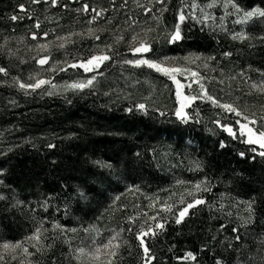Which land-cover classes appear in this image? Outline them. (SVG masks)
Listing matches in <instances>:
<instances>
[{
	"label": "trees",
	"instance_id": "1",
	"mask_svg": "<svg viewBox=\"0 0 264 264\" xmlns=\"http://www.w3.org/2000/svg\"><path fill=\"white\" fill-rule=\"evenodd\" d=\"M87 2L108 6V0ZM144 2L145 0H141V3ZM241 2L247 7H264V0ZM19 3H27V0H0V42H3L5 36L24 37V43L16 44L13 39L12 44L27 59L35 54L25 52L26 44L35 43L28 35L32 21L10 19L12 14H19ZM165 3H168L169 10L164 13V21L171 27L179 0H165ZM59 14L64 17V25H70L75 15L63 12ZM139 15L143 20L144 14ZM86 19L87 14H82V20ZM116 22L119 23L120 20ZM148 23L151 24L152 21L149 20ZM53 26L42 23L44 30ZM75 27L80 30L85 24L82 22ZM182 27L186 39L178 44L164 46L169 55L215 52L219 56V52L226 49L234 52L232 61L236 66L243 67L246 63H251L254 67L264 68V48L249 50L223 35L219 37L220 44L217 45L207 30L200 31L199 25L193 27L191 23H187ZM259 28L257 23L255 27L250 26L249 31H258ZM44 39L41 37V41ZM111 39L112 33L106 32L102 34L100 41L85 37L76 47L82 53H87L93 48V44H99L103 48V44L111 42ZM119 47L126 57L131 58V53L126 51L123 44ZM154 47L159 49L161 45L156 44ZM241 48L244 51L236 55V51ZM53 51L59 58L60 54L55 49ZM0 66L9 67L12 74H19L21 78H26L30 70L40 67L30 59L27 64L19 65L15 57L9 61L5 54H0ZM192 67L196 69V65ZM196 70L205 76L218 78V73L212 72L211 68L200 67ZM99 71H103L104 75L97 76L96 87L83 92L64 90L46 95L37 90L25 95L16 87L0 83V153H3L0 155V169L4 170L0 179L4 180L5 185L15 189L19 199L26 201H35L41 193L57 191L60 183L65 180L84 187L89 194L88 201L70 195L69 189L59 200L53 202L61 203L60 211L56 212L53 207L47 215L50 218L54 216L69 227L95 223L100 231L98 239H106L112 234V230L131 228L132 231L125 230L119 236L121 243L129 241L131 254L129 255L127 248L122 247L123 259L117 261V264H143L142 249L138 246L135 233L140 228L141 221L153 223L148 220L149 216L168 220L163 230H156L158 235L154 239L146 238L156 257L152 264H214L212 249L215 245L210 243L205 229L211 225L215 232L219 224L223 223L226 226L223 236L227 237L232 227L240 225V217L246 215V212L242 204L239 208L233 204L236 200L264 192V157L259 155L264 149L259 145L247 144L245 137L238 131L237 117L213 106L209 101L196 100L186 110L190 117H195L198 108L199 123L195 119H189L187 123L177 120L173 114L176 107L175 86L153 70L105 62ZM87 75L90 74L83 73L82 70H69L56 72L51 79L56 84L63 85L65 81ZM252 76L253 79L256 78L255 73ZM2 79L4 77L0 74V80ZM8 79L10 81V77ZM204 83L209 92L221 101L237 103L240 108L249 107V115L254 112V108L257 111L264 105V95L244 94L248 91L247 86H243L242 91H236L235 83L232 89L227 87V80L224 85H219L216 80H205ZM164 85L168 87L165 88ZM110 86L116 88V92L104 95ZM221 88L224 91H220ZM187 90V94H195ZM128 93H131L130 97ZM144 97H149L146 101L147 114L136 109L132 112L125 111V108L132 107L135 102H145ZM10 99L16 101L15 106L8 102ZM156 108L165 112V115L161 116L155 111ZM215 119H220L221 123H229L236 137L229 136L215 125ZM222 140L225 143L223 148L220 147ZM49 142L55 143L56 147L46 148L45 145ZM253 148L256 152L252 151ZM241 152L245 154L243 157ZM52 159L59 163L52 166ZM97 159L110 162L113 169L95 167L91 161ZM197 162L202 164L201 169H197ZM205 177L211 181L212 191L198 195L213 203L211 215L217 219L209 220L208 206L201 205L190 209L189 216L180 225H176L171 214L161 209V204L170 203L175 204V208L181 207L176 203L181 195L186 201L190 200L187 190H191L197 181ZM177 180L183 183L177 184ZM137 186L139 191L135 190ZM129 188L131 191L128 193L131 195L126 192ZM0 191L7 194L10 189L0 185ZM221 193L224 194L223 198ZM117 195H120V200L109 208ZM153 200L155 203L149 207ZM62 202H70L68 215H64ZM220 204L224 205L223 210H218ZM120 205L125 207L121 208ZM228 212L232 213L231 216L227 215ZM31 216L32 213L26 208L23 211L20 208L10 209L8 202L0 201V241H14L27 235L33 227ZM128 216H135V221H128ZM82 233L81 231V237L84 235ZM90 235L94 233H89ZM79 242L74 240L73 243ZM204 244H208V249H202ZM63 248L66 250V246ZM188 251L196 254V261L181 259Z\"/></svg>",
	"mask_w": 264,
	"mask_h": 264
},
{
	"label": "snow or ice",
	"instance_id": "2",
	"mask_svg": "<svg viewBox=\"0 0 264 264\" xmlns=\"http://www.w3.org/2000/svg\"><path fill=\"white\" fill-rule=\"evenodd\" d=\"M17 7L19 14H12L10 19L12 21H24L25 19L32 21L28 35L35 43L26 44L25 52L35 54L26 59L25 56L20 55L18 47L14 49L13 39L16 44H21L25 42L22 36L18 38L5 36L3 42H0V54H5L9 61L15 57L19 61V65L27 64L29 59L34 60L35 64L40 67L30 70L26 78H21L19 74H12L9 67L0 66V74L4 77L0 83L16 87L25 95L30 92L35 93L37 90L46 95H53L55 94L54 90L61 87L51 79L53 74L69 70L77 72L82 70L83 73L90 75L65 81L62 87L65 90L83 92L85 89L92 90L96 87L97 76L104 75L103 71L99 70L102 65H105V62L127 65L136 69L146 67L166 77L175 86L176 107L173 114L177 120L187 123L189 119H195V122L199 123V109H196L195 117H190L186 109H189L196 100L209 101L213 106L226 113L233 114L235 117L242 116L246 123H241L240 120L236 121L239 124L240 135H246L245 142L247 144L259 145L261 149H264V115L257 118L255 112L249 115L246 109H241L232 102L221 101L213 96L203 83L205 80H216L219 85H224L227 80L229 89H232L233 83H235L236 91H242L243 86H247L248 91L244 93L245 95L253 93L264 95V68L254 67L251 63H246L243 67L236 66L232 61L234 56L232 50L222 49L219 56L215 52L207 54L188 52L183 56H178L169 55L164 47L185 40L186 36L182 26L191 23L193 27L199 25L202 32L207 30L209 35L216 40L217 45L220 44L219 37L223 35L232 42L246 46L249 50L257 47L264 48V7L259 5L247 7L242 4L241 0H179V7L175 9L174 23L171 27L164 21V13L169 10L165 0H145L144 3H141V0H108L107 7L102 3L90 4L87 0H27V3H19ZM60 12L75 14L70 25L62 23L64 17L59 14ZM134 12L136 15H133ZM140 13L144 14L143 20L140 19ZM82 14H87L86 21L82 20ZM118 19L119 23L116 22ZM149 20L152 21L151 24L148 23ZM82 22L85 27L76 30L75 25ZM42 23L54 26L44 30ZM257 23L260 25L259 30L249 31V27H255ZM161 25H163L162 29ZM237 26L239 27L237 28ZM137 29L139 30L137 31ZM106 32L112 33V39L111 42H105L103 48H100L99 44H93L92 49H89L87 53H82L76 47L85 37L92 41H100L102 34ZM153 33L155 35H152ZM50 36L52 38L47 39ZM41 37L45 39L41 41ZM122 44L126 51L131 53V58L126 57L120 51L119 46ZM156 44H160L161 47L155 48ZM53 49L60 54L59 58ZM243 51V48L238 49L236 55H240ZM116 57L119 59H115ZM192 65H196V69L211 68L212 72L218 73V78L205 76L194 69ZM45 66L47 67L45 68ZM17 67L19 66L17 65ZM252 73L256 74L255 79H253ZM178 77H183L185 81H191L187 84V88L190 93L195 94H186V84ZM193 84L198 86L197 89L192 88ZM164 87L167 88L168 85H164ZM116 90L110 86L104 95L107 96ZM220 91H224V89L221 88ZM127 95L130 97L131 93ZM143 99L145 102H135L132 107L125 108V111L132 112L133 109H136L147 114L148 104L146 101L149 97ZM8 102L12 106L16 104L14 99H10ZM260 108L264 112V105H261ZM155 111L159 112L161 116L165 115V112L159 108H156ZM258 119L261 122V129L254 131L252 127H249V124H257ZM213 123L222 128L229 136L236 137V133L229 123H221L220 119H215ZM45 147L54 149L56 144L49 142ZM220 147H225L223 140L220 141ZM252 151L256 152V149L253 148ZM2 154L0 153V155ZM240 155L243 157L245 154L241 152ZM259 155L264 157V151H260ZM58 163L59 161L56 159L50 161L52 166ZM91 163L101 169H113L110 162L103 160H92ZM196 167L201 169L202 164L197 162ZM3 171L0 169V176L3 175ZM176 183L183 182L177 180ZM0 185L10 189L7 194L0 191V201L8 202L10 209L20 208L23 211L26 208L29 213H32L33 221L32 230L21 239L0 241V264H11V262H18V264H117V261L123 259L122 247L127 248L129 255L131 254L129 241L124 240L122 243L119 241L120 232L132 231L131 228L112 230V234L106 239H98L100 231L95 223H89L87 226L80 224L77 227H69L60 223L54 216L50 218L47 215L49 209L53 207L56 212L60 211L61 203L54 204L53 202L59 200L69 189H71L70 195L76 196L79 200L88 201L89 194L84 187L73 185L65 180L60 183L57 191L41 193L35 201H26L19 199L15 194V189H12L10 185H5L3 179H0ZM135 190L139 191L138 186ZM126 191H131V189H126ZM211 191V181L205 177L203 180L197 181L191 190H187V195L191 197L190 200L186 201L181 195L176 202L181 207L175 208V204L163 203L161 209L165 213H170L174 223L180 225L185 217L189 216L190 209L207 205L210 210L209 220H215L217 217L211 215L213 203L207 202L198 195L201 192ZM220 195L223 198L224 194ZM119 200L120 195H117L109 208L116 205ZM154 203L155 200L149 204V207H152ZM241 204L244 206L246 215L240 217L239 226L231 228L229 236H223L226 227L223 223L219 224V228L215 232L212 231L211 225L205 229L210 243L215 245V248L212 249L214 264H264V192L251 195L247 199L236 200L233 206L239 208ZM62 206L64 215H68L70 202H62ZM119 207L125 206L120 205ZM223 209L224 205L220 204L218 210ZM231 214V212L227 213L228 216ZM127 219L134 222L136 217L128 216ZM148 220L153 223L148 224L146 221H141V226L135 233V238L139 242L138 246L142 249L143 264H152L156 258L146 242V238L154 239L158 235L156 230H163L168 223L167 219H157L156 216H149ZM81 231L87 237L88 243L81 240L79 244H74V240L78 238L77 234ZM89 233H94V235L89 236ZM63 246H66V250ZM202 249H208V244H204ZM196 258V254L192 251L186 252L181 257V259L192 261H196Z\"/></svg>",
	"mask_w": 264,
	"mask_h": 264
},
{
	"label": "rangeland",
	"instance_id": "3",
	"mask_svg": "<svg viewBox=\"0 0 264 264\" xmlns=\"http://www.w3.org/2000/svg\"><path fill=\"white\" fill-rule=\"evenodd\" d=\"M229 27H231V25H229ZM239 26H237V28H238ZM178 79H181L182 80V82H184L185 84H186V87H185V93L187 94V93H189V92H187L188 90V88H187V84L188 83H191V81H185V79L183 78V77H178ZM203 83H204V81H203ZM206 85V84H205ZM197 85H195V84H193L192 85V88L193 89H197ZM65 89L62 87V85H61V87H59V88H57V89H55L54 91L55 92H62V91H64ZM223 102H226V101H223ZM234 103V102H233ZM236 105L238 106V104L236 103ZM240 107V106H239ZM254 107V106H253ZM241 109H246L247 110V113L248 112H250V108L249 107H247V106H242L241 107ZM255 110H254V112L256 113V117L257 118H259L261 115H264V112H262L261 111V108L260 109H258L257 111H259V112H257L256 111V108H254ZM187 110V109H186ZM253 112V111H252ZM237 120H240V122L241 123H246L244 120H243V117L241 116V117H237ZM238 125V131H239V124H237ZM249 127H252L253 129H254V131H258V130H260L261 129V122L259 121V119H258V123L257 124H255V125H252V124H249ZM240 133V132H239ZM245 137V139H247V137H246V135L244 136ZM130 189V188H129ZM127 193H128V191H126ZM128 195H131V194H129L128 193ZM150 221V220H149ZM81 232H79V238H77L75 241L77 242H79V241H81V240H84L85 241V243L87 244L88 243V240H87V237L85 236V234L81 237ZM83 234V233H82ZM80 243V242H79ZM11 264H18V262H11Z\"/></svg>",
	"mask_w": 264,
	"mask_h": 264
}]
</instances>
